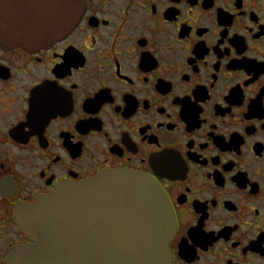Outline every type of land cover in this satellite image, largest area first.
<instances>
[{
  "label": "flooded vegetation",
  "instance_id": "flooded-vegetation-1",
  "mask_svg": "<svg viewBox=\"0 0 264 264\" xmlns=\"http://www.w3.org/2000/svg\"><path fill=\"white\" fill-rule=\"evenodd\" d=\"M110 170L164 188L171 264H264V0H85L45 46L0 42V264L31 243L18 205Z\"/></svg>",
  "mask_w": 264,
  "mask_h": 264
},
{
  "label": "water",
  "instance_id": "water-1",
  "mask_svg": "<svg viewBox=\"0 0 264 264\" xmlns=\"http://www.w3.org/2000/svg\"><path fill=\"white\" fill-rule=\"evenodd\" d=\"M84 7L85 0H0V42L45 46L76 27ZM15 213L31 243L12 250L13 264H171L173 211L146 173L67 181Z\"/></svg>",
  "mask_w": 264,
  "mask_h": 264
},
{
  "label": "snow or ice",
  "instance_id": "snow-or-ice-1",
  "mask_svg": "<svg viewBox=\"0 0 264 264\" xmlns=\"http://www.w3.org/2000/svg\"><path fill=\"white\" fill-rule=\"evenodd\" d=\"M61 102H62L61 90L55 89L49 95L41 94L40 91L38 90L35 99V107H34V113L37 122L43 115V112L45 111L46 108L56 106Z\"/></svg>",
  "mask_w": 264,
  "mask_h": 264
}]
</instances>
